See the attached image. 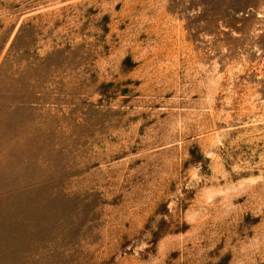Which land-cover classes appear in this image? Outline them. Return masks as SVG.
Here are the masks:
<instances>
[{
    "label": "rangeland",
    "instance_id": "rangeland-1",
    "mask_svg": "<svg viewBox=\"0 0 264 264\" xmlns=\"http://www.w3.org/2000/svg\"><path fill=\"white\" fill-rule=\"evenodd\" d=\"M0 264H264V0H0Z\"/></svg>",
    "mask_w": 264,
    "mask_h": 264
},
{
    "label": "trees",
    "instance_id": "trees-1",
    "mask_svg": "<svg viewBox=\"0 0 264 264\" xmlns=\"http://www.w3.org/2000/svg\"><path fill=\"white\" fill-rule=\"evenodd\" d=\"M3 49H0V55L2 54ZM12 58V49L10 48L7 53L5 54V57L0 65V79H10V72H4L3 73V66H5L6 64H9V61ZM4 119L1 116V111H0V143H1V125L3 124Z\"/></svg>",
    "mask_w": 264,
    "mask_h": 264
}]
</instances>
